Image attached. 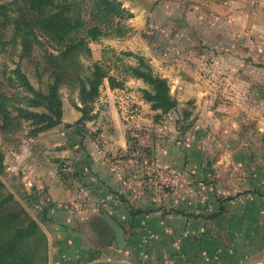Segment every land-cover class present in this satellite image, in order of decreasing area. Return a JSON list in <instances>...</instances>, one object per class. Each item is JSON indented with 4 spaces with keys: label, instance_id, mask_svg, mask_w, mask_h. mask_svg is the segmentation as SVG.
I'll return each mask as SVG.
<instances>
[{
    "label": "rangeland",
    "instance_id": "obj_1",
    "mask_svg": "<svg viewBox=\"0 0 264 264\" xmlns=\"http://www.w3.org/2000/svg\"><path fill=\"white\" fill-rule=\"evenodd\" d=\"M69 1L84 23L70 37L88 43L72 61L83 77L97 64L107 75L86 119L79 86L61 83L62 118L45 127L36 92H51L47 52L64 45L37 32L27 49L18 26L31 0H0L7 244L34 264H264V0H119L132 17ZM142 61L168 78L175 108L145 98L131 68Z\"/></svg>",
    "mask_w": 264,
    "mask_h": 264
},
{
    "label": "trees",
    "instance_id": "obj_2",
    "mask_svg": "<svg viewBox=\"0 0 264 264\" xmlns=\"http://www.w3.org/2000/svg\"><path fill=\"white\" fill-rule=\"evenodd\" d=\"M50 2L53 4V0H31V4L29 3V7L25 9L22 15L21 25L18 26L19 30L23 32V45L27 49L30 48L32 37L39 35L37 32H43L52 41L57 40V42L59 41V43L64 45V48L60 50L59 54L47 52L51 60L50 68L52 75L55 78V82L51 84V92H36L37 100H44L50 111V115L45 113L36 114L40 117L44 116L49 118L48 125H45V127L57 124L62 118L63 105L59 92L61 83L67 82L71 85L79 86L81 100L85 104L82 107L84 110L83 119H86L89 117L88 104L94 101L99 95L100 86L107 75L102 66L98 64L94 66L93 72L88 77H83L80 74V65L77 61H72L71 58H73V55L78 56V51L87 49L88 43L84 36L71 38L70 34L73 30L78 31L84 23L80 19L70 15L69 11L72 8L73 1H61L58 4L59 9L56 10L47 9ZM96 3L105 4L108 14L109 11L114 10L115 15L119 17H125V15L133 16V13L128 11L119 0H96ZM1 8L2 6L0 5ZM35 30L36 33H34ZM92 34L93 36H97L96 34H99V28H95ZM131 68L133 74L143 78L150 84L151 89H144V94L145 98L153 102V107H161L164 110H169L177 106L178 100L172 93L168 78L155 73L151 66L144 61L141 62V65ZM109 79H111V82L114 81L112 77H109ZM37 226L38 224L34 220H31L29 228L27 229L28 234L35 232ZM15 242L16 240H13L10 244ZM10 244H7L3 232H0V264H34V256L32 253L23 252L22 248L16 247V243L15 246ZM9 256L11 260L6 261V258Z\"/></svg>",
    "mask_w": 264,
    "mask_h": 264
},
{
    "label": "water",
    "instance_id": "obj_3",
    "mask_svg": "<svg viewBox=\"0 0 264 264\" xmlns=\"http://www.w3.org/2000/svg\"><path fill=\"white\" fill-rule=\"evenodd\" d=\"M101 220L108 225V227L114 232L116 236V240L120 247L125 246L126 237H125V229L123 226L108 212H105Z\"/></svg>",
    "mask_w": 264,
    "mask_h": 264
},
{
    "label": "crops",
    "instance_id": "obj_4",
    "mask_svg": "<svg viewBox=\"0 0 264 264\" xmlns=\"http://www.w3.org/2000/svg\"><path fill=\"white\" fill-rule=\"evenodd\" d=\"M254 259L257 258H248L247 260L243 261L241 264H263V261L261 260V258H258V260L255 262L253 261Z\"/></svg>",
    "mask_w": 264,
    "mask_h": 264
}]
</instances>
